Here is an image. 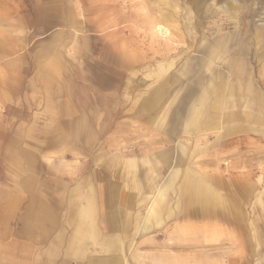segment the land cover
<instances>
[{
	"label": "crops",
	"instance_id": "crops-1",
	"mask_svg": "<svg viewBox=\"0 0 264 264\" xmlns=\"http://www.w3.org/2000/svg\"><path fill=\"white\" fill-rule=\"evenodd\" d=\"M22 23L17 41L24 47L3 69L6 85L25 72L28 52L23 50L35 42L33 27L26 19ZM61 70L56 59L49 63L48 78L58 80L61 97L44 101L45 114L35 115V129L0 132V140L16 139L2 147L12 156L0 168V264H242L244 237L231 248L240 250V257L222 259L215 257L211 238L218 214L235 222L247 217L242 206L255 197L257 183L217 174L222 165L199 159L203 151L194 152L188 134L202 131L208 151L216 143L264 139V101L240 93L233 103H208L202 110L173 100L168 85L152 87L150 81L129 93L124 86L103 94L83 86L75 94ZM0 93L9 95L4 89ZM56 105L61 113L53 111ZM120 107L127 119L116 125L135 124L148 140L126 160L98 156L103 128ZM184 107L191 117L196 110L198 121L190 122ZM7 122L0 111V127H8ZM200 173L218 197L205 200L194 193ZM229 233L245 234L246 227Z\"/></svg>",
	"mask_w": 264,
	"mask_h": 264
},
{
	"label": "rangeland",
	"instance_id": "rangeland-1",
	"mask_svg": "<svg viewBox=\"0 0 264 264\" xmlns=\"http://www.w3.org/2000/svg\"><path fill=\"white\" fill-rule=\"evenodd\" d=\"M24 19L33 27L30 34L35 33V42L23 50L28 52L29 63L25 72L13 75L6 85L3 69L24 47L17 41ZM158 26L165 28L160 35ZM54 59L62 65L61 79L75 94L83 86L95 94L124 86L129 93L131 87H144L145 80L152 87L168 85L171 98L181 100L202 82L197 96L223 89L232 98L241 93L263 102L264 0H0V90L9 94L0 93V111L9 118L8 127H0L1 133L14 135L35 129V115L45 114L44 101L61 97L58 80L48 78L47 69ZM224 73L227 76H222ZM207 76L211 81L214 78V83H209ZM47 86L51 89L46 90ZM205 104L200 105L202 110ZM52 109L61 113L57 105ZM122 111L118 108L113 122L103 128L105 137L98 156L123 159L137 155L140 143L148 140L147 132L135 124L125 121L116 125L127 119ZM195 111L193 117L189 114L190 122L198 121ZM201 132L193 135L203 140L206 136ZM8 138L0 140L2 169L12 156L2 147L16 140ZM199 148L203 151L199 159L217 160L216 166L222 165L215 170L217 174L257 183L255 197L242 206L246 218L238 222L220 214L215 218L217 228L211 238L215 257L235 253L240 257V250L231 248L244 237L242 264H264V139L253 137L241 145L239 141L216 143L209 151L200 141ZM71 156L81 160L80 155ZM235 226L246 227V233L230 234L229 229Z\"/></svg>",
	"mask_w": 264,
	"mask_h": 264
},
{
	"label": "bare ground",
	"instance_id": "bare-ground-1",
	"mask_svg": "<svg viewBox=\"0 0 264 264\" xmlns=\"http://www.w3.org/2000/svg\"><path fill=\"white\" fill-rule=\"evenodd\" d=\"M165 15V14H164ZM166 18V17H165ZM157 19V18H156ZM150 21H153V20H150ZM156 21V20H155ZM159 21V20H158ZM161 21H162V18H161ZM154 22V21H153ZM157 23V22H156ZM159 23H161L160 21H159ZM162 23H164V22H162ZM160 25H162V24H160ZM157 29L159 30L158 31V34L160 35V33H163L164 32V27H162V26H158L157 27ZM155 30V29H154ZM169 30V29H168ZM157 31V30H156ZM166 31H167V29L165 30V33H166ZM154 32V31H153ZM152 32V33H153ZM160 32V33H159ZM155 35V34H154ZM153 35V36H154ZM159 37V36H158ZM170 38V37H169ZM167 40H169V39H167ZM219 40H220V38H219ZM169 41H171V40H169ZM174 42H175V40H174ZM173 42V43H174ZM172 43V44H173ZM208 43V42H207ZM223 43V42H222ZM168 44V43H167ZM213 45V44H212ZM167 47V46H166ZM170 47V46H169ZM168 48V47H167ZM175 48V47H174ZM204 48V47H203ZM210 53H211V51H209ZM211 57H212V55H210ZM209 57V56H208ZM237 57V56H236ZM206 58H207V56H206ZM209 60V59H208ZM212 63V62H211ZM228 67V66H227ZM223 69V68H222ZM218 71H220V70H218ZM204 73V72H203ZM220 73V72H219ZM236 73V72H235ZM213 74V73H212ZM232 74V73H231ZM217 75V74H216ZM204 76V75H203ZM222 76H227V73L225 74H222ZM208 77V76H207ZM239 77V76H238ZM201 78V77H200ZM212 78V77H211ZM204 79V78H203ZM227 79V78H226ZM234 79V78H233ZM139 82H140V80H138ZM143 81V80H142ZM208 81H209V83H214V78L212 79V81H211V79L208 77ZM144 82H145V80H144ZM226 82V81H225ZM225 82L223 83V84H225ZM201 83L202 82H198V85H201ZM238 84V83H237ZM198 85H196V88L194 87V88H192V90H191V92L188 94V95H185V97H183V102H186V104L185 105H187V104H190L191 103V105H193V107H196V105L198 104V105H201V106H203L205 103H211V102H213V103H215V104H218V103H223L224 104V101L225 102H228V103H233L234 101H236L237 99V97L235 96V95H239V94H237V93H235L234 94V96L235 97H233L232 98V94L231 95H229L228 93H226V91H224L223 89L220 91V92H214V93H212V92H209L210 94L208 95V93H206V92H204V94H200V96H197V92H196V89L198 88L197 86ZM210 85V84H209ZM208 85V86H209ZM212 85V84H211ZM227 85V84H226ZM236 85V84H235ZM202 86V85H201ZM214 86V85H213ZM231 87H232V85H230ZM239 86V85H238ZM193 87V86H192ZM214 87H216V86H214ZM221 88V87H220ZM199 89H201V88H199ZM232 90V89H231ZM188 92V91H187ZM200 92V91H199ZM228 92V91H227ZM231 92V91H230ZM155 94V93H154ZM164 96V95H163ZM243 97V96H242ZM247 97V96H246ZM252 98V97H251ZM208 100V101H207ZM249 101H251V100H249ZM240 103V102H239ZM184 105V106H185ZM206 105V104H205ZM219 105V104H218ZM219 106H221V105H219ZM187 107H188V105H187ZM191 109H193V108H191ZM226 109V108H225ZM163 110V109H162ZM221 110H223V109H221ZM191 111V110H190ZM163 112H164V110H163ZM224 113V112H223ZM182 114H185L186 116H189V114H187V113H185V107H184V109L182 108ZM223 117V116H222ZM236 117V116H235ZM189 120V119H188ZM184 121V120H183ZM207 121V120H206ZM185 122H187V121H185ZM225 122V121H224ZM186 124V123H185ZM188 127V126H187ZM185 128V127H184ZM196 134H198V132L196 133ZM193 135V133L192 134H188V138L190 139V140H192L193 139V141H195L196 140V144H195V148H194V152L196 151V149L197 148H199V144H200V141H202V138L201 137H199V135ZM197 136V137H196ZM187 138V137H186ZM183 141H184V139H183ZM178 144H180V143H178ZM177 144V145H178ZM189 144V143H188ZM182 146V145H181ZM180 146V147H181ZM184 148V147H183ZM179 148H177V150H178ZM182 150V149H181ZM184 151V150H183ZM184 153V152H183ZM125 159V158H124ZM126 160V159H125ZM137 161V160H136ZM157 161H158V159H157ZM124 162H126V161H124ZM134 162V161H133ZM139 162V161H138ZM144 162V161H143ZM149 162V161H148ZM146 163V162H145ZM174 163H176V162H174ZM181 163V162H180ZM126 164V163H125ZM137 164V163H136ZM135 164V165H136ZM129 168V167H128ZM134 169V168H133ZM129 170V169H128ZM132 170V169H131ZM172 171V170H171ZM188 171H189V168H188ZM191 171V170H190ZM172 172H174V171H172ZM197 173V172H196ZM198 174V173H197ZM140 177V176H139ZM185 178V177H184ZM158 179V178H157ZM166 182V181H165ZM217 183V182H216ZM170 184V183H169ZM209 178H207V176L205 175V174H203V173H200V175H199V184H194V193L196 194V195H198V196H200V197H202V198H206L205 200H207L208 198H213V197H215L216 198V196H217V194H216V192L214 191V190H212V187L211 188H209ZM166 186V185H165ZM168 187V186H167ZM167 189V188H166ZM160 191V190H159ZM162 191V190H161ZM165 192V191H164ZM161 193V192H160ZM159 194V193H158ZM166 194V193H165ZM218 197V196H217ZM9 199V198H8ZM159 199H162L163 200V197L162 198H159ZM195 199V198H194ZM225 199V198H224ZM158 204V203H157ZM156 204V205H157ZM161 204V203H160ZM198 207V206H197ZM152 208V207H151ZM156 208V210H157V207H155ZM159 208V207H158ZM198 211V210H197ZM204 213V212H203ZM214 213V212H213ZM155 214V213H154Z\"/></svg>",
	"mask_w": 264,
	"mask_h": 264
}]
</instances>
